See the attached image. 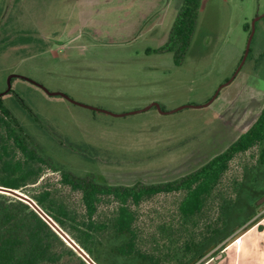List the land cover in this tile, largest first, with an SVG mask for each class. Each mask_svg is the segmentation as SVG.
Here are the masks:
<instances>
[{"label": "rangeland", "instance_id": "obj_1", "mask_svg": "<svg viewBox=\"0 0 264 264\" xmlns=\"http://www.w3.org/2000/svg\"><path fill=\"white\" fill-rule=\"evenodd\" d=\"M181 1L0 0V92L14 74L2 100L47 161L0 194L24 201L48 191L81 220L80 191L50 163L111 183L165 182L251 125L264 107V0H199L175 64L163 47ZM261 147L230 160L196 215L179 212L182 190L131 204L138 247L158 264H264ZM6 152L0 175L3 159L20 157L11 141ZM116 206L111 197L98 203L95 219L106 227L93 254L68 225L56 228L55 250L74 253L54 264H150L116 252L127 240L112 226Z\"/></svg>", "mask_w": 264, "mask_h": 264}, {"label": "trees", "instance_id": "obj_2", "mask_svg": "<svg viewBox=\"0 0 264 264\" xmlns=\"http://www.w3.org/2000/svg\"><path fill=\"white\" fill-rule=\"evenodd\" d=\"M198 5L199 0H182L169 30L163 48L173 53L175 64L180 63L189 47ZM262 17L264 18V15ZM244 28H247V24ZM10 92L12 89L7 91ZM1 130L3 133H0V149L7 154V145L11 141L12 148L19 152L20 157L3 159L0 186L4 190L18 189L25 185L30 177H36L33 163L45 164L47 161L26 138L22 127L3 103L2 95ZM255 144L262 145L258 160L264 164V107L251 125L225 148L208 157L197 167L165 182L146 183L136 180L127 184L111 183L99 180L92 174L74 175L70 170L50 163L53 170L60 171L64 184L80 191L84 216L81 220L76 219L63 204L49 200L48 191L24 201L0 194V264H54L64 254L72 255L74 252L71 250L60 252L53 247L54 230L67 225L73 230L82 247L93 254L96 235L106 227L95 219L98 203L104 196L111 197L117 203L112 220L114 231L127 236V240L115 248L116 252L123 256H137L150 264H158L151 254L137 245L133 226L135 213L130 207L131 204H138L144 198L160 192L182 190L184 193L178 206L179 212L186 217L196 215L203 209L207 195L213 191L230 160ZM224 224L225 219L221 217L220 224L211 227V235H215Z\"/></svg>", "mask_w": 264, "mask_h": 264}, {"label": "water", "instance_id": "obj_3", "mask_svg": "<svg viewBox=\"0 0 264 264\" xmlns=\"http://www.w3.org/2000/svg\"><path fill=\"white\" fill-rule=\"evenodd\" d=\"M13 75H14V74H12V75H10V76L8 77L7 86H6V88H5L3 91L0 92V95L4 94L5 92H7V91L10 90V79H11V77H12ZM261 199H262V198H261ZM257 202H259V201H257ZM217 257H220V254H219Z\"/></svg>", "mask_w": 264, "mask_h": 264}, {"label": "flooded vegetation", "instance_id": "obj_4", "mask_svg": "<svg viewBox=\"0 0 264 264\" xmlns=\"http://www.w3.org/2000/svg\"><path fill=\"white\" fill-rule=\"evenodd\" d=\"M1 96V95H0Z\"/></svg>", "mask_w": 264, "mask_h": 264}]
</instances>
